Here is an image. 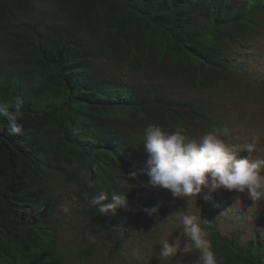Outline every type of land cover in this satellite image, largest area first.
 Masks as SVG:
<instances>
[{"label":"trees","instance_id":"1","mask_svg":"<svg viewBox=\"0 0 264 264\" xmlns=\"http://www.w3.org/2000/svg\"><path fill=\"white\" fill-rule=\"evenodd\" d=\"M263 34L264 0H0V103L24 100L22 134L0 118V264H104L105 251L134 262L122 247L146 218L130 197L144 187L128 174L148 168L145 129L188 141L214 130L215 102L200 94L248 81L236 56ZM257 90L264 101V81ZM65 185L88 204L79 220L93 243L82 229L76 245L67 228ZM102 192L127 204L101 214L91 200ZM203 217L218 264H264L256 232L241 241L212 207Z\"/></svg>","mask_w":264,"mask_h":264},{"label":"rangeland","instance_id":"2","mask_svg":"<svg viewBox=\"0 0 264 264\" xmlns=\"http://www.w3.org/2000/svg\"><path fill=\"white\" fill-rule=\"evenodd\" d=\"M257 42L255 47L236 56L237 66L248 74V81L229 86L230 90L225 88L222 95L211 97L202 93L200 98H212V102H215L211 115L216 125L215 129L209 132L216 133L229 145L242 146L255 139L256 150L251 153V158L264 159V101L257 97L258 86L264 81V34ZM105 70L109 75L116 74L120 78H126L131 84L143 86L146 83L141 73L137 75L128 70L119 71L113 65L107 66ZM173 87L174 91L171 88L168 91L177 96H193L191 92L177 85ZM209 132L191 141L199 142L201 137ZM240 155L247 156L249 153L241 151ZM61 192L60 210L67 221V228L74 234L75 244L80 242L82 229L88 241L93 243V231L88 234L79 220L84 216V213L80 212L81 208L85 209L88 204L77 198L78 189L65 185ZM131 196L135 197V203L146 218L130 227V239L127 238L122 249L134 262L128 261L126 264H199V252L192 248V242L187 240L184 234L182 217L195 216L205 238L208 239L207 230L202 227V223L203 214L211 207L218 213L216 225L223 233L235 232L239 240L246 241L256 232L264 240V201L253 203L246 193L222 189L213 193L211 200L204 198L205 193L191 199H174L165 189L139 188L137 193L134 192ZM154 206L159 208L156 214L149 215L142 210ZM140 217L143 218L142 215ZM89 228L92 230V227ZM165 238L169 241L179 238L182 246L187 242L192 250L178 253L171 258H163L160 255V241ZM98 242L102 247L99 239ZM103 253L106 255L104 264H116L110 251Z\"/></svg>","mask_w":264,"mask_h":264},{"label":"clouds","instance_id":"3","mask_svg":"<svg viewBox=\"0 0 264 264\" xmlns=\"http://www.w3.org/2000/svg\"><path fill=\"white\" fill-rule=\"evenodd\" d=\"M24 100L16 97L11 107L0 103V118L7 121L10 134H22L24 119L22 106ZM0 125V131H3ZM227 132V129H225ZM144 152L147 155V170L141 169L128 174L139 185L153 190L165 189L176 199H191L205 193L206 200L222 189L246 193L253 203L264 201V159H252L256 142L242 146L229 145L216 133L205 134L199 142L188 141L182 131L166 132L160 126L152 124L145 129ZM247 151L249 155H240ZM147 177L144 181L141 177ZM106 193L94 195L91 203L98 206L101 214L115 211L117 205L127 204V194H114V203L105 204ZM149 215L158 213V206L144 208ZM183 231L192 242V248L199 252V264H218L211 241L206 239L193 215H184ZM192 250L188 243L182 246L179 238L160 241V255L171 258L178 253Z\"/></svg>","mask_w":264,"mask_h":264}]
</instances>
